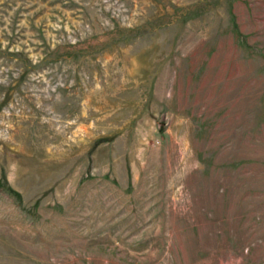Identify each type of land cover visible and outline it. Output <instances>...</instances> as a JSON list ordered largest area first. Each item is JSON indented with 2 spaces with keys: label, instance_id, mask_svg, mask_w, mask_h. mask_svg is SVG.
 Returning a JSON list of instances; mask_svg holds the SVG:
<instances>
[{
  "label": "rangeland",
  "instance_id": "rangeland-1",
  "mask_svg": "<svg viewBox=\"0 0 264 264\" xmlns=\"http://www.w3.org/2000/svg\"><path fill=\"white\" fill-rule=\"evenodd\" d=\"M0 264H264V0H0Z\"/></svg>",
  "mask_w": 264,
  "mask_h": 264
}]
</instances>
